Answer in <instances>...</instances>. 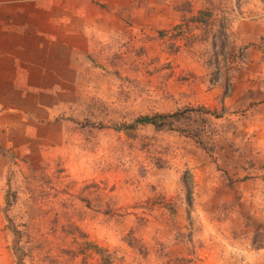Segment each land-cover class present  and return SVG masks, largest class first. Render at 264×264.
Returning <instances> with one entry per match:
<instances>
[{"label":"rangeland","instance_id":"obj_1","mask_svg":"<svg viewBox=\"0 0 264 264\" xmlns=\"http://www.w3.org/2000/svg\"><path fill=\"white\" fill-rule=\"evenodd\" d=\"M95 1L112 13L84 55L71 109L56 125L23 127L8 158L0 155V264H18L12 227L24 264H101L102 247L113 264H264V54L256 46L264 17L249 12L256 1L240 0L224 29L225 47L241 56L218 54L215 65L210 36L188 43L186 28H170L185 0ZM190 1L185 17L203 5ZM178 110L172 123L187 134L130 125L140 114Z\"/></svg>","mask_w":264,"mask_h":264},{"label":"crops","instance_id":"obj_2","mask_svg":"<svg viewBox=\"0 0 264 264\" xmlns=\"http://www.w3.org/2000/svg\"><path fill=\"white\" fill-rule=\"evenodd\" d=\"M111 11L95 0H0V150L25 126L63 121Z\"/></svg>","mask_w":264,"mask_h":264},{"label":"trees","instance_id":"obj_3","mask_svg":"<svg viewBox=\"0 0 264 264\" xmlns=\"http://www.w3.org/2000/svg\"><path fill=\"white\" fill-rule=\"evenodd\" d=\"M239 1L240 0H235L234 4L232 6H228L222 4L221 1L219 0H203V5L201 7H198L195 9V13L190 14L189 16L187 15V17L184 16V14L186 12H191L192 11V5H191V1L190 0H185L184 1V5L181 7H178L177 5L174 7L176 10H179L180 13V18L173 23V25H171L170 28L174 29L176 28V31H179V33L183 32V30L186 28L188 31L191 30V28L195 27H199V31L198 32H192L193 29L191 31H187L186 34H184L186 36V40L188 43L193 42L195 39L197 41H201L205 42L207 37H209V42L206 43L205 46V50H207V58L208 60H214V65L216 63L219 62V58L217 57L218 54H220L221 57H224L226 55H228V53H231L232 57H236V55H240V53H242L241 49H238V51L235 53V51H231L230 50V46L225 47L226 45V40L223 38L225 35L224 33V29L226 27L227 24V20L229 18V16L231 15H237L240 11L239 8ZM257 3L255 7L249 8V12L252 14H255L259 17H264V0H255ZM184 13V14H183ZM218 14L217 17V27L214 30H211L210 27L212 25V21L214 20L213 15ZM159 35L163 34V29L159 30ZM176 33V32H175ZM188 40H191L190 42ZM208 41V40H207ZM206 41V42H207ZM217 41V44H216ZM175 43L172 39V41L170 43H168V47L171 48V46L175 48V45L173 44ZM176 44V43H175ZM212 48V51H210V47ZM216 44V47H215ZM177 45V44H176ZM256 46L257 48L264 54V35H260L256 41ZM216 48V49H214ZM226 48V50H225ZM214 49V50H213ZM212 56V57H211ZM241 56V55H240ZM234 59L232 58L233 61ZM262 99H264V92L262 93ZM179 113H182L180 110L178 111H171V112H153L151 114H140L137 115L136 117H134V119L130 122L131 126L136 125L137 123H150L152 125H154L155 127H166V128H172L173 127V123H172V118L174 120V118L179 117ZM174 127H176L181 133H188V130H186V127L184 128H180V126L178 125H174ZM188 129V128H187ZM193 136H196V131L190 133ZM199 139V138H198ZM197 139V141L200 143V141ZM6 149H2L0 150L2 154H5V156H7L5 152ZM9 156V155H8ZM8 158V157H6ZM189 176L187 174V172H184L181 176V181L183 183L184 189H185V198L189 199L190 197V190H189ZM82 188H80L77 192L80 193ZM8 194L7 192L4 193V202H7L8 198H7ZM77 196L79 198H81L84 203L89 207L91 201L88 197L86 196H79L77 194ZM92 197L96 200H99L100 196L98 192H95L92 194ZM189 202V201H188ZM187 202V203H188ZM106 205H107V210H109V203L106 200L105 201ZM12 233H13V237H12V248H13V252L14 255L16 257V261L18 264H24L23 260H22V255L24 254V247L21 246V244L19 243V239L21 237V232L18 228L12 227ZM100 260H101V264H113V255L111 252H109V250L105 247H102L100 250Z\"/></svg>","mask_w":264,"mask_h":264}]
</instances>
